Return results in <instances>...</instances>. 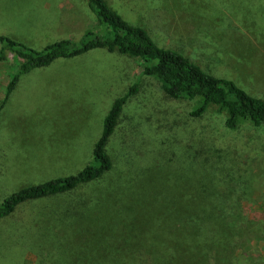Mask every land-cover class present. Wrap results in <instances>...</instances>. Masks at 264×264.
<instances>
[{"label": "rangeland", "instance_id": "1", "mask_svg": "<svg viewBox=\"0 0 264 264\" xmlns=\"http://www.w3.org/2000/svg\"><path fill=\"white\" fill-rule=\"evenodd\" d=\"M0 0V34L42 49L97 30L87 1ZM204 71L264 99V0H106ZM0 49V204L92 160L113 102L137 82L106 151L70 191L0 220V264H264V126L224 124L171 97L142 60L102 48L16 78ZM16 80L13 88L9 84Z\"/></svg>", "mask_w": 264, "mask_h": 264}, {"label": "trees", "instance_id": "2", "mask_svg": "<svg viewBox=\"0 0 264 264\" xmlns=\"http://www.w3.org/2000/svg\"><path fill=\"white\" fill-rule=\"evenodd\" d=\"M96 18L97 30L87 31L79 41L60 39L42 49L33 48L12 37L0 34V49L4 58L13 59L18 66L16 78L34 69L43 68L59 58H72L92 49L102 48L142 60V74L156 79L171 97L198 100L192 116L204 114L210 107L222 113L224 124L236 128L241 121L264 126V99L253 96L232 80L204 71L182 53L159 46L147 30L126 21L106 0H86ZM16 80L9 86L13 88ZM137 89V82L127 93L117 98L107 112L103 130L95 142L92 160L75 174L53 178L21 188L0 204V220L10 215L24 201L39 199L70 191L88 183L110 170L112 160L106 145L118 123L123 105Z\"/></svg>", "mask_w": 264, "mask_h": 264}, {"label": "crops", "instance_id": "3", "mask_svg": "<svg viewBox=\"0 0 264 264\" xmlns=\"http://www.w3.org/2000/svg\"><path fill=\"white\" fill-rule=\"evenodd\" d=\"M82 1H83V3H85L84 0H79L80 5L82 4ZM70 7H72V0H70L66 4H63L61 8L64 9V10H67V8H70Z\"/></svg>", "mask_w": 264, "mask_h": 264}]
</instances>
